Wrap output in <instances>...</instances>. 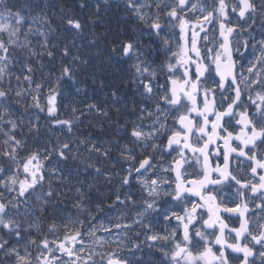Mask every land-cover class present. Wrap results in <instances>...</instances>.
I'll use <instances>...</instances> for the list:
<instances>
[{"label":"snow or ice","instance_id":"6c2138e0","mask_svg":"<svg viewBox=\"0 0 264 264\" xmlns=\"http://www.w3.org/2000/svg\"><path fill=\"white\" fill-rule=\"evenodd\" d=\"M85 6L81 4V8ZM27 7L18 0H0V253L8 264H131L111 247H122L119 241L110 239L113 229L143 235L144 240L135 248L142 251L143 245L150 254L158 253L160 264H256L257 258L264 264V31L260 40L252 37L258 20L264 30V0L259 4L257 0H124L128 21H134L141 33L115 34L106 45L107 55L125 63L136 61L125 76L133 78L139 98L129 113L135 119L122 126L117 121L119 138L114 144L109 141L108 148L99 138L93 143L88 138L73 140L69 135L64 141H49L33 150L27 139L20 138L25 135L22 115H16L13 105L30 97L32 104L26 107L44 111V85L34 79L31 57L54 58L51 49L55 47L49 46L52 22L47 13L39 20L31 17L30 21ZM189 13L195 16L194 21L188 18ZM62 21L67 31L84 32L85 26L77 17L64 14ZM36 23L48 31H40L33 26ZM206 25L218 30V41L208 40ZM201 32L205 33L202 37ZM245 32L249 39H241ZM145 33L151 41L147 46L141 39ZM33 36L43 37L38 41L39 51L35 50ZM198 38L206 42L203 49ZM88 43L95 46L99 41L92 38ZM208 43L215 46L207 47ZM18 49L30 52L28 63L16 58ZM153 52L157 58L164 57L155 67ZM62 56L71 60L66 65L62 63L57 80H72L75 70L81 66L87 69L91 64L90 53L89 58H84L80 49L73 54L68 45ZM10 63L20 65L19 75L9 70ZM6 76L11 78L4 83ZM161 76L163 83L159 82ZM118 91H112L111 96L115 98ZM57 94L49 84L47 113L56 127L70 134L79 117L61 120L56 116ZM87 108L105 121L112 119L110 110L97 104ZM72 112L75 114L77 109ZM210 116L214 118L210 120ZM29 125V132L38 136V122L29 121ZM233 141L238 143L233 146ZM112 147L128 163L127 168L116 173L121 187L131 189L133 182L137 187L123 198L117 194L109 205L127 209L117 220L104 217L111 227L102 221L92 225L99 218L90 208L83 220L79 215L75 219L61 217L63 231L51 240L44 230L55 235L58 227L54 221L48 225L29 221L25 227L24 218L31 214L29 198L38 188H44V161L72 159L78 162L77 167L82 164L85 171L91 169L95 175H104L97 163L111 156ZM84 154L87 155L81 160ZM233 160L235 168L231 166ZM244 161L247 175L240 174ZM108 180L112 181V173H108ZM48 187L36 198L42 202L38 211H47L58 196L51 184ZM76 192L80 197L88 195L82 187H77ZM247 199L261 201L255 205L261 215L251 224L245 215L249 211ZM74 207L78 211L85 208L80 199ZM95 211L105 210L97 204ZM233 213L240 218V224L230 228L226 219L230 220L228 214ZM33 228L39 239L33 238ZM97 231L107 233L109 239L97 237ZM226 232L233 242L226 239ZM85 237L92 238L95 249L85 247ZM31 245H35L34 250ZM0 264L5 261L0 260Z\"/></svg>","mask_w":264,"mask_h":264},{"label":"trees","instance_id":"16d2710c","mask_svg":"<svg viewBox=\"0 0 264 264\" xmlns=\"http://www.w3.org/2000/svg\"><path fill=\"white\" fill-rule=\"evenodd\" d=\"M18 2L20 5H25V4L32 5L34 7V9H37V10L40 9V6H41L40 0H18ZM71 7H72L71 3L66 5L67 10ZM81 16H83V12H82ZM57 23H63V22H57ZM51 24L54 25V24H56V22L54 24L53 23H51ZM72 34H75V33L67 31L65 26L64 27L61 26L60 28L54 27L52 32H50V36H48V39L50 42L49 46L51 47L52 45H55V47L51 49L54 52V58L48 57L47 55H44L43 57H38V58H40L43 61V63L45 64L46 67L47 66H57L58 68L52 69L53 71L44 70L43 73H38V75L36 74L38 79H40L42 82L47 81L51 76L57 75L58 70L61 71L62 63L66 65L70 62L71 57L67 61V60L62 59L60 56L62 55L64 46H65L64 42L66 43V41L69 38H72V37H69V35H72ZM57 38L60 39V41L57 40ZM79 49H80V53L83 55L84 58H89V53L91 54V57H90L91 64L87 69L80 67L79 69L75 70V74L79 75V76H82V74L91 75L92 77L95 78L97 85L101 89H103L106 82L101 80L100 75H105V74H107V72H110V67L115 64L114 62L116 61V59H114V58L109 59L106 52L94 55L95 53L100 52V48L96 49V51H99V52H95L92 50L89 51V50H85L82 48H79ZM73 54H77V53L73 52ZM108 64H109V66H108ZM95 65H97L98 68L95 67ZM48 69H51V68H48ZM108 94L111 95V93H108ZM118 96H119V98L118 97H115V98L111 97L114 100H116L117 102L111 101L109 99L108 103L104 104L106 110H110L111 117L113 119H115L114 122L117 121V119L119 118L121 110L124 109L127 111H131L133 109L132 107H128L129 106L128 105V98L129 97L125 94V89H124V92ZM26 104L30 105L29 102H26V100H22L19 105H16V104L13 105V110L16 113V115L21 114L24 116L25 119H27L26 112L29 108V107H26ZM117 109H119V111H117ZM13 118L15 119L16 116H13ZM123 142L124 141H122L121 143H123ZM49 183L50 182L46 183V185L44 186V190H46V191L49 190V187H48ZM96 203H99V202H96ZM61 204H62V206L68 207L71 210V207L68 203H66V202L62 203L61 202ZM50 205H51L50 208H49V206L47 207V213L53 211L56 208L55 204L53 203V200L50 203ZM47 213H45V211H43L42 213H39V217H37L38 224L48 225V224H51L53 222V220H50L46 216ZM56 221H58V219L55 217L54 222L56 223ZM44 231H45V234L48 235L47 234L48 233L47 228H45Z\"/></svg>","mask_w":264,"mask_h":264},{"label":"rangeland","instance_id":"374dc122","mask_svg":"<svg viewBox=\"0 0 264 264\" xmlns=\"http://www.w3.org/2000/svg\"><path fill=\"white\" fill-rule=\"evenodd\" d=\"M52 2H54V1H56V0H51ZM70 2H71V5H72V7L74 8V11L75 12H77V14H78V17H80V15L82 14V9L81 8H77V0H70ZM232 19H233V21L235 22V20H236V17H232ZM97 24H100V25H102V26H99V27H105V28H107V29H109V33H107L106 35H102V33H103V30H98L97 29V32L99 33V34H97L96 32H94V25L92 26V28H91V30L90 31H88V32H86L85 34H75V38L72 40V42H74V41H77V44L80 46V45H83V44H87L88 43V41H89V39H90V37H91V35L93 34V32H94V34H95V37L97 38V40L98 41H101V40H106V39H109L110 37H112V36H114L115 34H117V33H120V31H117V30H115V29H113V25H114V23H110L109 21H107V20H104L103 22H101V21H99V23H97ZM104 25V26H103ZM128 35H130V34H128ZM107 48V47H106ZM108 49V48H107ZM116 64V63H115ZM95 67H97L98 68V66L97 65H95ZM116 67H117V65H113V66H111L110 67V72H107V74H105V75H101V77L106 81V82H108V83H110V81H111V78H112V70H114V69H116ZM84 68V67H83ZM85 69V68H84ZM114 76V75H113ZM125 82V81H124ZM123 86V85H122ZM114 88L115 89H118V87L117 86H114ZM47 100V99H46ZM22 120H23V123H22V128L23 129H25L26 131H23L24 132V136L23 137H20V138H23V139H27V141H28V143L30 144V145H32L33 147H35V146H37L38 145V139H39V137L41 136V137H43L44 138V140H40L41 141V143L44 145V144H46V143H48L49 142V140L52 138V134H50V133H48L47 132V130L45 129V130H43L41 127H39V135L38 136H33L30 132H29V127H31V125H29V121H32V124H37V122L39 123V121L38 120H33V119H31V118H29V119H25V118H22ZM111 124V123H110ZM111 126H112V124H111ZM25 153H21V155H24ZM54 169V167L53 166H51V165H48L47 166V170L48 171H46V173H45V175H46V179H45V182H44V184L47 182V178H48V174L50 173H54V172H56V170L54 171V172H51V170H53ZM55 183V184H54ZM106 183H107V181H106ZM50 184L52 185V188L53 189H55V191L58 193L60 190H59V187L57 186V183H56V181H55V179L54 178H52L51 179V182H50ZM42 190H39V193L41 192ZM39 193H33L32 194V197H30L29 198V205L31 206V214H29V215H26L25 216V227L27 228L28 227V222L29 221H32V222H34L35 223V218H34V207H36L37 205H36V203H37V197H40L42 194H39ZM69 194V193H68ZM70 196V198H71V195H69ZM57 197H59L60 199L62 198V197H64V194H59L58 193V196ZM75 199V198H74ZM74 199H72V200H74ZM39 201V200H38ZM69 201H70V199H68L67 197H65V200H64V202H68L69 203ZM40 203H42L41 201H39ZM83 204H84V206H85V208H84V210H79L78 212L79 213H81V214H83L85 211H86V202H82ZM87 204L88 205H90L91 203H89V201H87ZM75 209H77L76 207H75ZM101 221H98V223H100ZM103 222V221H102ZM36 224V223H35ZM58 227V226H57ZM58 230H60V231H63V229L59 226V229ZM58 230H57V232H58ZM32 231H33V234H37V232H36V230H35V228H33L32 229ZM38 235V234H37ZM52 235V237L50 238V239H54L55 238V236H56V234L55 235H53V234H51ZM58 235V234H57ZM96 236L97 237H101V236H103L104 237V235H101V234H99L98 233V231H97V233H96ZM61 238H62V236H61ZM14 241V240H13ZM91 242V238L90 237H85V246H87V245H89L88 244V242ZM77 247H79V245H77ZM32 249L34 250L35 249V246L34 247H32ZM56 255L57 256H59L60 255V253H56ZM3 258H6V257H4V255L1 253L0 254V259H3ZM64 259L65 260H67L68 258L67 257H64ZM6 263L8 264V261H7V258H6Z\"/></svg>","mask_w":264,"mask_h":264},{"label":"flooded vegetation","instance_id":"af4514ba","mask_svg":"<svg viewBox=\"0 0 264 264\" xmlns=\"http://www.w3.org/2000/svg\"><path fill=\"white\" fill-rule=\"evenodd\" d=\"M233 123H234V121H233ZM241 160H243V159H241ZM235 165H236V161L233 160L231 166L233 168H235ZM245 168H247V162L246 161H244L241 165L240 174L247 175L246 173H244ZM232 192L235 193V189H232ZM248 195H249V197L251 196L250 193ZM193 199H197V198L194 197ZM236 199H237V202H239V197H236ZM260 202L261 201L259 199L255 200L254 203L252 202L251 199H247L249 211L245 215L249 219L250 224L253 223L256 219H258L261 215L260 210L258 208H256V206H255L256 204H259ZM228 215L231 216L230 220L226 219V222L229 224V227L230 228L239 227L240 218L235 213L228 214ZM232 235H234V233ZM225 237L229 242H233L231 236H229L227 232L225 233ZM241 242L246 243L247 241L242 240ZM152 251L155 253L154 250H152ZM234 255H239V254H234ZM139 258L143 261V263L150 261L151 264H160V260H161V256L158 253L153 255V254H150L149 251L144 252L143 255ZM256 264H260L259 258H257Z\"/></svg>","mask_w":264,"mask_h":264},{"label":"bare ground","instance_id":"6f19581e","mask_svg":"<svg viewBox=\"0 0 264 264\" xmlns=\"http://www.w3.org/2000/svg\"><path fill=\"white\" fill-rule=\"evenodd\" d=\"M127 88V87H126ZM61 201V199L59 197H57L56 199L53 200V203L55 204V206H57V204ZM62 205V204H61ZM61 205H59V207H61ZM63 212L59 209H54L53 211L51 212H48L46 214V216L50 219V220H54L55 218L54 217H58L62 214ZM77 215H79V219L83 220L84 219V215L83 214H80V213H77V212H74L70 209H66L64 211V217H69L71 216L73 219H75L77 217Z\"/></svg>","mask_w":264,"mask_h":264}]
</instances>
